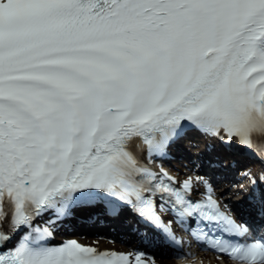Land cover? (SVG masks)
<instances>
[{"label":"snow or ice","instance_id":"snow-or-ice-1","mask_svg":"<svg viewBox=\"0 0 264 264\" xmlns=\"http://www.w3.org/2000/svg\"><path fill=\"white\" fill-rule=\"evenodd\" d=\"M190 132L260 162L259 183L242 175L264 221V0H0V264L194 258L173 225L264 264V223L237 221L206 176L152 167ZM80 210L131 214L137 245L53 244Z\"/></svg>","mask_w":264,"mask_h":264},{"label":"bare ground","instance_id":"bare-ground-1","mask_svg":"<svg viewBox=\"0 0 264 264\" xmlns=\"http://www.w3.org/2000/svg\"><path fill=\"white\" fill-rule=\"evenodd\" d=\"M158 261H159V264H172L175 262L171 257H168V256H166V257L160 256L158 258Z\"/></svg>","mask_w":264,"mask_h":264}]
</instances>
